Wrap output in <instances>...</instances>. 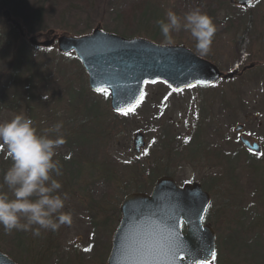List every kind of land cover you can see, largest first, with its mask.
Returning <instances> with one entry per match:
<instances>
[{
    "label": "rangeland",
    "instance_id": "obj_1",
    "mask_svg": "<svg viewBox=\"0 0 264 264\" xmlns=\"http://www.w3.org/2000/svg\"><path fill=\"white\" fill-rule=\"evenodd\" d=\"M17 1L16 4L8 2L2 9L0 27L1 20H17L16 23L19 22L26 33V42L30 36L44 41L54 34H90L97 25H101L105 31H116L127 37H155L157 41L154 42L165 44L157 21L165 19L169 9L183 16L188 7H194L191 2L183 0ZM42 6L46 10L45 19L37 24L32 17ZM226 7L215 10L217 22L225 21L227 17L241 21L225 32L217 27L218 33L214 34L207 54H200L190 33L183 30L173 33V44L186 45L199 56L216 63L225 73L236 70L233 78L211 87L181 91H174L162 82L148 83L139 106L127 115L123 114L126 126L113 120L107 93L91 94L98 110L103 113L101 116L114 121L115 128L108 137L103 134L90 136L84 149L78 151V158L88 155L89 160H94L89 170L84 166L85 173L82 170L78 175L75 171L71 174L70 170L63 169V175L58 178L63 185L61 192L69 194L65 211L72 212L71 224L62 225L58 231H50V236L43 230L40 236L21 233L24 235L21 242L20 233L18 236L16 233L21 231L4 232L5 235L0 236L3 254L17 264H29L28 261L39 264H65V261L70 264H106L119 220L110 222L109 216L115 212L113 208L117 204L119 207L126 193L152 190L155 182L145 186V175L154 166L155 177L172 175L179 184L197 180L204 183L205 190L212 195L207 217L217 233V259L212 264H264V148L259 145L261 151L254 154L246 151L236 142L238 135L233 131L237 124H242L250 135H264V0H255L243 8L237 5ZM4 13L9 14L11 20ZM31 45L33 54H43L48 61L38 68L39 72L43 70L50 74L51 71L54 74L52 83L57 85L58 64L52 59L58 57L56 45L49 50ZM67 58L73 60V54ZM67 61L68 68L72 67L74 72V79L79 82L77 85L88 82L87 74L79 70L77 63ZM2 77H6L5 71ZM44 84L38 85L47 90ZM42 88L29 95L32 116L43 115L52 106L58 110L56 113L62 114L65 109L67 116L73 113V108L60 94L65 88L61 86L52 91L59 94L50 99L51 91ZM24 89L19 87L18 90L22 99L27 97ZM2 107L0 123L18 114L28 116L24 102L19 105L1 102ZM39 118L47 122L37 123L41 133L56 123L63 124L64 138H74L78 130L74 124L56 115L52 120L50 115ZM66 128L72 131L65 132ZM137 132L142 133L145 139L138 153L133 148ZM174 135H179L180 141L174 142ZM261 143L264 144L263 139ZM177 145L178 154L185 157V161L176 163L173 159L176 153L171 151V147ZM162 168L170 175L161 173ZM98 174L105 175L107 180H100ZM64 176H68L67 179H63ZM115 176L116 183L113 181ZM115 186L121 189L116 201ZM105 193L108 194L102 197ZM53 236L60 247L61 253L57 255ZM39 254L42 261H39ZM77 256H82V259Z\"/></svg>",
    "mask_w": 264,
    "mask_h": 264
},
{
    "label": "water",
    "instance_id": "obj_2",
    "mask_svg": "<svg viewBox=\"0 0 264 264\" xmlns=\"http://www.w3.org/2000/svg\"><path fill=\"white\" fill-rule=\"evenodd\" d=\"M253 1L231 0L241 6ZM47 39L32 37L29 41L43 47L57 42L60 52L74 51L88 74L89 87L107 89L114 111L136 106L148 82L162 81L181 90L231 78L236 72L223 73L185 46L125 38L103 31L100 25L90 34H54ZM144 144L138 132L135 150L139 152ZM209 203L210 195L199 182L179 186L171 176L159 177L151 193L127 194L119 207L121 219L107 264L210 263L216 254L215 231L203 224ZM0 264L17 263L0 251Z\"/></svg>",
    "mask_w": 264,
    "mask_h": 264
},
{
    "label": "clouds",
    "instance_id": "obj_3",
    "mask_svg": "<svg viewBox=\"0 0 264 264\" xmlns=\"http://www.w3.org/2000/svg\"><path fill=\"white\" fill-rule=\"evenodd\" d=\"M163 43H174L173 33H190L200 54H207L217 26L214 18L196 7L179 15L169 9L158 20ZM45 99H47L45 97ZM63 124L56 123L41 133L29 116L18 114L0 123V146L11 161L0 181V226L6 234L13 231H58L71 224L72 212L65 211L69 199L61 192L62 164L59 149L65 143Z\"/></svg>",
    "mask_w": 264,
    "mask_h": 264
},
{
    "label": "trees",
    "instance_id": "obj_4",
    "mask_svg": "<svg viewBox=\"0 0 264 264\" xmlns=\"http://www.w3.org/2000/svg\"><path fill=\"white\" fill-rule=\"evenodd\" d=\"M183 1L184 2L187 1L188 3L191 2L190 4H194V7H191V8L199 7L201 8L202 11L208 13L211 17L214 18V22L216 26L218 28H221V31L225 32L228 28L230 27L232 28L236 24V22L239 23L241 21V19L239 21L238 20L235 21L232 17H229V18L227 17L225 21H221V22H217L215 20V16H216L215 10L223 9L226 6L228 8L233 6L230 0H183ZM8 2H13L15 4L18 3L17 0H0V19H1V11L2 9H4V7H6ZM45 4L46 3H43L42 5H45ZM181 6H183V4H181ZM63 7L65 8V6ZM191 8L188 7L187 11L190 10ZM45 15H46V10L44 6H42L41 8H38L37 11L33 14V17H32L33 21L39 24L45 19ZM249 20H251V17H249ZM4 22L5 21L1 20L2 26L4 28H2V26L0 27V87H1L0 88V113L3 110V107L1 108V102H11L17 105L24 102L25 110L28 116L31 117L33 121L35 122V126H37V123L42 122V119H40L39 117L49 116V115H50L51 120L56 115L58 118H62L66 122L70 124H74V126H76L77 127L76 129L78 130L75 131L76 134H74V138H72L71 136L65 137V143L59 149L58 159L60 160V163L62 164V170L68 169L71 171V174L74 173L75 171L78 175L82 174V170L85 173L84 166H86L89 170L90 163L93 162L94 160L92 159L89 160L88 155H86L83 158H78V155H77L78 151H81L82 149H84V147L89 142L88 138L90 136L100 137L99 136L100 134H103L105 137L110 136L112 128L113 130L115 128L113 124L114 121H107L106 119L103 118V116H101V114L103 113H101L98 110V106L95 105V102H93V99L90 97L91 94L94 93V91L91 90V88L88 85V82L84 81L83 84L77 85L79 82L74 79L73 77L74 72L71 71L72 67L68 68L69 61L67 60L74 61L75 63H77L79 70L84 75L86 74V72L84 71L81 63L75 57L74 54H73V60H72V59L67 58L68 56H70V54H62V53H59L58 50H56L58 57L52 58L53 61L58 64L57 72L59 73V75L57 76L58 84L56 85L55 83H52V78H54V74L50 70H49L50 74L49 72H43V70L40 73L38 70L39 67L40 68L43 67L44 62L45 63L48 62L43 57L44 55L43 54H37V55L33 54L32 49H31L32 45L29 42H26L27 41L25 40L26 38L21 36L17 27L13 23L9 22L8 19L6 20L5 24ZM263 23L264 22H262V26H264ZM113 33H118V32L113 31ZM146 38H150V37H146ZM150 39L155 40V37H152ZM41 49L49 50L53 48H41ZM34 55L36 58L33 57ZM56 58H58L59 60H57ZM2 68H4V70ZM34 68L36 69V72L34 71L32 72ZM4 71L6 72V77H5L6 79L2 77V73ZM35 74H38V75H35ZM39 83H42V84L45 83L44 85L46 86L48 91L42 87H39L38 85ZM61 86L65 88V90H61L60 92L61 97L64 99L66 104L70 106V108H73V113L67 116V114L65 113L66 109L63 112L64 114L63 113L60 114V113H56V111L58 110H55L53 108L54 106L51 107L50 105L49 106L43 105V106H46V108L51 107L50 109H47V112L49 111V114L46 115L47 112H45L43 113V115H40L38 117L32 116L31 106L29 104V98H30L29 95L32 96V92H37L39 91L40 88H42L44 91H47V92L51 91L52 95L49 97L50 99L51 97L53 98V96H58L59 94L58 92H52V91L57 90ZM19 87L25 88L23 91H24V96H27L26 99H22L21 97L22 95L18 93ZM49 101L51 102V100ZM113 115H114L112 117L113 120H117L121 124H124L126 126V121L122 119L123 113L122 114L113 113ZM49 122L51 123L52 121H49ZM44 123H47V122L43 121L42 124ZM71 131H72L71 129H67V128L65 129V132H71ZM178 136L174 135L172 137L174 142L180 141L181 137H178ZM178 147H179L178 145L177 147H171V151L173 152L175 151L176 153L175 157L173 158L174 161H176V163L178 161H185V157L183 158L182 156H179ZM5 156H6L5 149L2 146H0V181H2L3 173L6 171V169L9 167L11 163L10 160L5 159ZM123 167L125 168V166ZM147 173L148 174L145 175V183H146L145 186L146 185L148 186L151 182H155L154 179H157V177H155L157 173H156V168L154 166H152L151 171L149 169ZM161 173L163 174L166 173L170 175V173H168L163 168L161 170ZM67 177L68 176H64L63 179L65 178L67 179ZM98 177L101 178L100 180H103V179L107 180L105 178V175L103 174H100V175L98 174ZM58 178L59 177H57V179ZM116 180H117V176H115V180L113 181L116 183ZM117 187L118 186H115V189H116L115 193L118 194V197H116L114 201H116L119 198V195L121 192V189ZM107 194L108 193H105L102 197H104ZM113 210L115 212L111 216H109L108 221L110 222H116V219L120 218L118 204L113 208ZM47 232L50 236L51 235L50 231H47ZM16 233H17V236H18V233H20L19 242H21V240L24 238L22 237L24 235L21 233H25V232L21 231V232H16ZM31 234L32 232H30V235ZM1 235H5L2 226H0V236ZM53 239H54L53 244H55V247L53 248H56L55 255L60 254L61 253L60 247H58L59 245L55 240V236H53ZM47 240L49 241V239ZM40 257L41 258L39 261H42L43 260L42 255ZM77 258L81 260L82 256H77ZM48 259H50V257H48ZM58 260H57V263H58ZM28 262H30L29 264H39L40 263V262L38 263V262H33V261H28ZM64 263L70 264V262L68 261H65Z\"/></svg>",
    "mask_w": 264,
    "mask_h": 264
},
{
    "label": "flooded vegetation",
    "instance_id": "obj_5",
    "mask_svg": "<svg viewBox=\"0 0 264 264\" xmlns=\"http://www.w3.org/2000/svg\"><path fill=\"white\" fill-rule=\"evenodd\" d=\"M40 38V37H39ZM238 125V124H237ZM241 130L240 131H235V127L233 129L234 133H236L238 140L236 141L240 146H242L246 151L248 152H252L253 154L256 152H260L261 149L259 147V145H261L264 148V144L261 143V139L264 140V135H258V136H254V135H250L249 133L245 132V127L241 124ZM260 141V142H259ZM246 142V144H245ZM261 143V144H260ZM259 144V145H258ZM212 204V196H211V203L210 206ZM208 213L205 217V222L209 225H211L208 220ZM212 226V225H211ZM214 228V226H212ZM215 229V228H214ZM116 230V229H115ZM216 231V230H215ZM216 238H217V233H216Z\"/></svg>",
    "mask_w": 264,
    "mask_h": 264
},
{
    "label": "snow or ice",
    "instance_id": "obj_6",
    "mask_svg": "<svg viewBox=\"0 0 264 264\" xmlns=\"http://www.w3.org/2000/svg\"><path fill=\"white\" fill-rule=\"evenodd\" d=\"M152 82L155 83V81H152ZM97 90H98V91H102V92H104V93H107V89H97ZM140 100H143V94L141 95ZM134 107H135V106H133V107L127 109L126 111H125V110H121V111L123 112V114L127 115L128 112L134 110ZM214 258H215V256H214Z\"/></svg>",
    "mask_w": 264,
    "mask_h": 264
}]
</instances>
